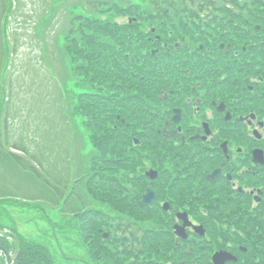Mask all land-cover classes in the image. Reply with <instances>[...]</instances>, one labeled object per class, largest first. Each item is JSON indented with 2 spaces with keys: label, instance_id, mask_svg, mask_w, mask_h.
Returning <instances> with one entry per match:
<instances>
[{
  "label": "rangeland",
  "instance_id": "1",
  "mask_svg": "<svg viewBox=\"0 0 264 264\" xmlns=\"http://www.w3.org/2000/svg\"><path fill=\"white\" fill-rule=\"evenodd\" d=\"M88 1L90 0H14L16 7L4 27L9 34L7 40L11 47L10 51L13 52V57H15H12L13 59L10 57L13 62L11 71L1 73L0 84L6 92L2 104H6L0 109V118L4 117L5 110H7L9 124L7 125L6 137H0V155L7 156L9 148L28 153L23 155L20 152H14L16 155H22V157L21 155L19 157L26 167L37 169L40 178L35 181V178H31L28 174L22 172V167H14L9 162H7V165L5 163L0 164V197H16L9 202L0 204V226L7 230L17 231L19 236L26 242H34V244L46 247L56 264H102L99 255H106L107 249L106 243L100 242V235L106 234L111 239L117 237L116 233L120 238L126 236V234L117 230L118 227L115 223L117 221H111L112 225L106 227L101 226L100 221L99 224L90 225L87 223L88 216L80 215L79 220L72 217L74 214L81 213V209L88 206L95 209H117L113 214L122 217L120 218L121 221L123 220L122 223H125V221L134 223L136 226L133 231L137 227L147 229L149 225L156 226L157 224L160 225L163 232L170 224L165 213L148 214L146 209H141L139 204L135 202H132V204L130 201L122 202L125 193L122 191L117 192V190L111 192L114 196L120 198V201L111 197V200L106 197L97 200L92 197L95 196L94 191H90V189H86L88 191L81 190L78 198L81 208L77 205V201L71 200L69 202L70 210L73 209L75 213L71 214L70 217L67 212H60V208L63 207V200L60 198L63 195L66 196L70 191L76 176L75 179L81 178L82 183H84L79 187H87L84 182L90 174V171H88L90 158L87 155L94 152L90 138H88L85 131L86 125L81 124L82 116L77 115L76 104L73 101L75 99L73 96L77 95L83 88L82 82L85 81V78L78 77L73 73V66L66 54V40L69 29H71L69 26L70 20L72 21L79 14L97 16L100 20L106 18L107 13L103 12L102 15H97L90 5V7L84 5V2L88 3ZM104 1L113 2V5L120 6L122 9L126 6L125 3L128 2L133 7L138 5L143 8V11L149 13L152 12L149 2L157 0ZM215 1L218 3L223 0ZM1 10L0 8V14ZM136 10L135 8L134 13H136ZM120 11L122 12V10ZM126 12L127 14H119L114 10L111 12L114 13L112 21L118 24V26H115L116 28L124 26V24L130 25L129 17L133 19V14L130 11ZM142 19H146V17L143 16ZM239 24L242 25V22L239 21ZM144 25H150L148 27L151 30L150 23ZM253 25L257 26L260 31L254 38L258 46L260 42L257 39L264 36V24L257 25L255 20ZM77 27L79 26L76 25ZM120 29L122 31V28ZM238 31V36H240L239 52L247 47L248 49L253 48L252 43L246 38L247 32L245 33L240 29ZM149 36H152V34L148 33ZM262 40L260 39V41ZM41 52L42 54H40ZM37 63H40L41 67L37 66ZM7 65L5 66L6 71H8ZM74 65L76 66V64ZM3 74L6 77L2 82ZM9 77L11 78L10 88L5 85V82L7 84V81L10 80ZM2 86L0 90H2ZM118 86L122 87V85ZM97 90L110 95H124L130 91L128 88L122 90L113 87L109 83H105L104 87ZM8 99H10L9 102ZM3 121L4 119L0 121V135ZM12 122H14L17 130H14ZM167 146L168 149H172L174 152L178 151L177 147H171L172 145L169 143ZM9 157V160L13 158ZM32 161L38 165H31L33 164ZM181 164L182 162L179 166H176V170L173 169L172 177H180L177 173L181 168ZM121 172H125V170L121 169ZM129 174L131 177L134 175L132 172ZM54 177L55 180H53ZM176 181L179 180L173 182ZM58 182L62 184V187ZM170 183L167 179L165 182H160V187L158 184L157 187L155 186L156 191H158L156 202L165 204L172 198L177 202L180 211H189V209L201 205L205 207L206 211L212 208L214 211L219 212V218L211 213L219 230L210 232L208 230L209 224L204 223L206 230L210 232L207 239L210 241L211 246L215 241H223V232L233 234L231 232L236 228V222L243 226L251 224L249 215L244 217L230 207L226 202L228 200L225 198L226 192L221 189L214 190L210 194L199 193L197 195L192 190L188 194H182L184 191L183 186L178 184L179 189H175L173 193L168 187ZM145 184L146 186H144ZM188 184L191 185V183ZM147 186L152 188L150 183H147V180L143 178V182L140 183V191L143 190L144 193ZM192 187L194 188V186ZM194 222L200 224L198 223L200 222L199 219ZM228 227H231V229H228ZM3 234L0 231V237ZM2 237L4 239V235ZM156 240V245L148 249L149 254L146 255L145 259L135 257L137 262H145L146 260L145 264H150L148 260L153 258L155 262L161 264H169L170 262H173V264H180V262L197 264L198 252L205 248L203 240H194L192 245L190 243L185 246V248L191 246L194 249L191 257L187 256V258L183 256L185 248L176 246L172 238L167 240L160 237ZM5 242L10 244V241ZM95 245L100 249L99 251ZM111 247L116 251L122 249L120 246H114L112 242ZM217 249H219V245L211 251ZM209 253L211 252L205 254L207 258L199 256L203 258L202 261H198L199 264L209 263ZM108 258L110 256H103V259ZM244 258L242 254H239L240 263L243 262ZM123 259L126 260L125 263L120 262ZM129 261H133V259L123 256L115 260L114 264H126Z\"/></svg>",
  "mask_w": 264,
  "mask_h": 264
},
{
  "label": "flooded vegetation",
  "instance_id": "2",
  "mask_svg": "<svg viewBox=\"0 0 264 264\" xmlns=\"http://www.w3.org/2000/svg\"><path fill=\"white\" fill-rule=\"evenodd\" d=\"M221 6L213 3L170 7L168 12L162 13L163 18L169 19V22L151 26V29H155V32H151L152 39L148 37L150 25H138L133 29L141 30L159 54L155 61L160 74L156 90L158 99L162 101L157 105L159 123H169L171 128L168 130L177 131L178 134L174 137L172 134L166 136L173 140L169 144L178 149L179 165L182 162L177 173L179 178L172 177L173 169L179 165L166 164L167 179L171 182L169 190L174 193L178 184L183 186L182 194H188L190 190L197 195L210 194L221 189L226 192V202L233 210L244 217H252L257 207L264 208V161L259 154L264 157V120L256 115L264 113V62L262 66L254 62L256 51L262 49L264 41L259 43V47L255 43L257 33L251 16H238L236 8ZM238 29L247 32L246 38L253 48L247 47L239 52ZM260 39L263 37L260 36ZM162 54L171 62L170 70H160L158 67L164 61ZM162 77L167 78L166 84H163ZM224 117H230V122ZM174 121L180 123L172 125ZM255 155L259 163L254 161ZM212 173L218 174L214 181L208 179ZM152 177L154 180H146L156 194L153 205L147 207V213H165L171 225L168 222L163 232L157 224L149 225L147 229L137 227L135 231V226L125 227L120 233L125 231V237L128 238L124 242L126 250L123 253L121 250H112L107 255L110 258H100L102 264H114L115 260L123 256L133 259L126 264H138L135 257L145 259L149 254L145 232L155 236L153 247L160 237L167 240L172 238L175 245L181 248L190 243L192 245L194 240H203L206 251L204 248L198 255L205 257L206 253L211 252L208 264H213V255L218 252L239 257V244L222 239V242L215 241L211 246L207 239L210 232L219 230L211 215L214 213L219 218L218 211L212 208L206 211L201 205L189 211H180L172 198L165 204L156 202L158 191L155 186L158 184L160 187L162 181L160 178L156 181L158 170L157 175ZM174 180L180 182L174 183ZM94 213L95 209L89 207L77 216ZM115 217L108 210L107 218L110 220ZM196 219L200 220V224L194 222ZM205 222L209 224L210 232L206 230ZM116 235L114 240H106H113L114 246H120L122 238L118 237V233ZM101 241L104 242L103 239ZM217 245L219 249L212 252ZM193 253L191 246L183 250L185 257H191ZM199 256L196 258L197 264L203 259ZM120 262L125 263L126 260ZM146 262L140 261L139 264ZM148 262L153 264L155 260L151 258Z\"/></svg>",
  "mask_w": 264,
  "mask_h": 264
},
{
  "label": "trees",
  "instance_id": "3",
  "mask_svg": "<svg viewBox=\"0 0 264 264\" xmlns=\"http://www.w3.org/2000/svg\"><path fill=\"white\" fill-rule=\"evenodd\" d=\"M203 1L208 3L211 0ZM229 1L235 8L238 7L241 11L244 8L243 11L256 17L258 23L264 24V0ZM10 2L11 0H1L0 18L2 15H5L7 19L10 18L14 8ZM90 3L95 14L107 13L106 18L100 20L97 16H92L93 18L79 17L70 20L71 29H69L66 40L67 56L73 65L72 71L78 77L85 78V81L82 82L83 88L73 97L77 115L82 116L83 125H86L85 130L94 149V152L88 157L90 158L88 168L90 174L84 181L87 187L77 186L71 193L76 199L80 197L81 190L88 191L86 189H90L95 192V196H92L94 199L106 197L110 200L113 198L120 201V198L114 196L111 191L119 192L121 190L127 196L129 195L131 202L137 201L139 194L143 192L140 191V183L144 178L143 172L148 168H156L161 173L159 178L165 182L167 180L166 164L179 165L177 153L167 148L168 141L164 140L160 131L164 125L163 122L159 123V112L156 106L161 103L158 101L156 90L160 74L156 63H154L156 59L151 56L150 48H147V40L141 37L139 31L130 30L129 24L116 28L115 26L118 24L112 21L114 13L111 12L113 10L121 14L120 10H123L122 12L129 11L132 7L125 6L122 9L120 6L113 5V2L104 0H91ZM189 3H193V1L191 0ZM165 5L175 6L173 2H168ZM157 6L159 5L156 4ZM136 9L143 10L142 7ZM242 14L245 13L242 12ZM143 16L140 13L136 15L140 20L139 23H153L151 14L145 15L146 19H142ZM76 25L79 27L76 28ZM3 33L0 31V73L5 71L6 64L9 63L8 67L11 65V68L13 64L12 61H9L10 54L6 55V40ZM259 49L256 51L254 62L262 66L264 45L260 51H258ZM74 64H76L75 67ZM39 65L40 63H37V66ZM170 66L171 62L158 64L160 70H170L172 68ZM162 80L163 84L167 83L166 77H162ZM8 83L10 85L11 79ZM105 83L122 90L128 88L137 93L104 94L97 89L104 87ZM118 85H122V87ZM1 86L0 84V89ZM0 92H4V95L0 93V109H2L4 105L2 101L6 94L3 86ZM9 101L10 99H8ZM155 114L157 117H154ZM258 115L261 119L264 118V113ZM8 116L9 113L5 110L4 117L0 118V121L4 119L0 137H6L9 124ZM12 124L14 130H17L14 122ZM135 140L138 141L137 145ZM9 156L14 160L13 158L9 160ZM7 162L14 167L22 164L19 157L17 158L11 152H8L7 156L0 155V164L7 165ZM121 169L125 172H121ZM30 170L40 178V174L36 170L33 168ZM131 172L134 174L132 177L129 174ZM77 182L79 185L84 184L81 178ZM177 189H179L178 185ZM116 194L118 195V193ZM250 218L251 224L243 226L236 222L233 234L223 232L222 239L239 243L247 248V253L243 255L245 257L243 262L237 264H264V208L257 207L255 215ZM154 240L155 236L153 235L147 242L148 249L153 247ZM1 242L6 250L9 251L13 248L5 241ZM21 242L20 256L14 261V264H55L47 248L34 244V242L29 243L23 240ZM95 247L97 246L95 245ZM125 250L126 248L123 247V251ZM2 262L3 260L0 258V264Z\"/></svg>",
  "mask_w": 264,
  "mask_h": 264
},
{
  "label": "water",
  "instance_id": "4",
  "mask_svg": "<svg viewBox=\"0 0 264 264\" xmlns=\"http://www.w3.org/2000/svg\"><path fill=\"white\" fill-rule=\"evenodd\" d=\"M227 121H230L229 117H226ZM175 123H179V121H174ZM260 154V158L263 160V155L261 153ZM254 161L256 163L258 162V158L255 155L254 157ZM218 174L214 175H210L209 179H211L212 181H214L217 178ZM146 194L143 195L141 203L142 205H149V204H153L154 200H155V193H153L151 190H146ZM0 249L2 251L3 254H5L6 257V264H12V259H10L9 254H7L1 247L0 245ZM214 264H225V262H229V261H236L231 255L227 254V253H218L215 255V257L213 258Z\"/></svg>",
  "mask_w": 264,
  "mask_h": 264
}]
</instances>
